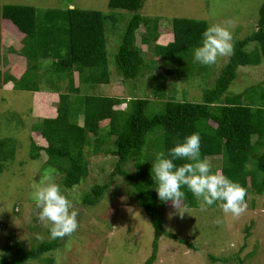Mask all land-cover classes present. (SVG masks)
Segmentation results:
<instances>
[{
	"label": "trees",
	"instance_id": "obj_1",
	"mask_svg": "<svg viewBox=\"0 0 264 264\" xmlns=\"http://www.w3.org/2000/svg\"><path fill=\"white\" fill-rule=\"evenodd\" d=\"M147 1L109 0V9L132 15L124 28L117 23L115 15L100 11L70 6L63 10H40L25 5L0 6V88L11 82L15 91L58 96L54 102L44 96L43 106L37 102L41 114L34 116L31 113L29 122L24 116L22 120L15 119L20 126L31 123V128L43 141L31 139L27 153L29 160L18 162L16 153L20 142L8 136L13 133L8 131L11 124L0 129L4 135L0 139V175L8 165L11 169L14 163H18L23 172L28 163L37 161L44 177L61 176L59 184L67 195L90 175V149L95 155L111 156L114 163L109 180L94 185L83 194L81 205H98L114 184L120 180L126 184L136 206L145 211L155 231L153 255L146 263L152 264L160 239H175L165 230V214L172 202H162L154 188L152 162L159 152L167 153L184 137L198 132L201 158L206 157L210 163L212 158L221 157L220 172L246 189L247 204L252 197L264 196V88L251 87L241 94L230 93L239 69L258 68L264 63V2L259 10L257 30L234 43L229 62L214 79L212 87H208V83L205 87L200 83L197 85L202 93L201 100L192 102L172 98L160 104L159 100L164 96L158 89L154 95L157 103L136 93H132L129 100L83 95L81 89L110 83L107 45L108 33L112 31L108 30L107 22L114 25L117 36L121 35L115 68L123 83L133 89L131 92L137 90V82L145 76L144 54L137 44L142 28L145 33L141 35L140 44L153 48L167 66L170 76L181 83L194 81L197 76L208 81L214 76L202 75L204 69L201 68L207 66L195 62L193 57V50L200 45L209 22L144 17L140 12ZM6 25L11 28V35L21 41L4 54ZM168 34L172 35V42L163 41L156 45ZM252 44L255 49L249 51ZM10 53H16L26 61V70L20 77L7 71L3 64L4 61L5 65L9 64L7 57ZM162 78L163 75L154 77L159 81ZM121 105H126V109H117ZM43 157H46L44 162ZM188 162L175 161L177 166ZM212 171L216 172V167ZM183 190L186 193L183 207L198 205L192 193L187 188ZM2 224L7 226L8 221ZM13 237L10 235L2 247L0 264H53V258L45 261L44 257L52 256L63 246L61 238H57L28 249L22 241L14 243ZM186 245L194 249L191 243ZM209 259L214 263L228 262L212 255ZM240 264L244 263L240 261Z\"/></svg>",
	"mask_w": 264,
	"mask_h": 264
},
{
	"label": "rangeland",
	"instance_id": "obj_2",
	"mask_svg": "<svg viewBox=\"0 0 264 264\" xmlns=\"http://www.w3.org/2000/svg\"><path fill=\"white\" fill-rule=\"evenodd\" d=\"M263 2L264 0H148L140 13L144 17L161 18L163 21L187 18L208 21L210 25H224L231 31L234 45L257 30L259 10ZM108 3L109 0H0V6L25 5L40 10H63L70 6L100 11L106 15H115L117 23L124 28L132 15L126 11L111 10ZM228 21L231 23H227ZM107 25L108 30L112 31L108 33L107 45L110 83L81 89L83 95L111 96L129 100L131 94L136 93L157 103L154 95L158 89L164 96L160 98V104L172 98L199 101L202 99V93L197 85L200 83L201 87H205L208 83L207 86L212 87L214 79L218 78L231 57V55L219 57L215 64L207 66L206 69L201 68L204 69L202 75H214L209 77L208 81L197 76L194 81L181 83L167 73V66L163 65L153 48L149 49L140 44L141 35L145 33L142 28L138 34L137 44L143 50L145 76L137 82V90L131 92L133 89L123 83L115 68L121 35H116V28L114 29L110 22H107ZM165 28L171 31L169 26ZM4 37V54H7L8 48L18 46L21 41L11 35L9 25L4 27ZM163 41L172 42V35H165L156 45ZM254 47L255 44H252L248 50L253 51ZM7 59L9 64L5 65L6 61L3 63L7 71L20 77L26 70L25 59L19 58L16 53L8 54ZM46 64H49V61H46ZM195 71H198V68ZM160 75L164 77L162 80L154 79ZM238 75L235 84L230 88L231 94H241L251 87L264 88V63L258 68H241ZM34 99L31 92L13 90L11 82L0 88V129L11 124L8 131L13 133L8 136L15 137L20 142L16 153L18 162L29 160L27 153L31 139L43 142L41 136L31 128V123L20 126L15 120L17 118L22 120L24 116L29 122L31 113L34 116L41 114L43 105H37ZM37 102L40 103V98ZM120 108L126 109V105L117 107L119 110ZM3 136L0 131V139ZM43 159L44 162L46 157ZM88 162L90 175L81 186L67 194L78 212L79 227L70 236L61 238L60 243L63 246L54 251L52 256H45V261L53 258V264H146L153 255L155 231L145 211L136 206L126 184L118 181L98 205L93 207L81 205L83 194L94 185L109 180L114 158L104 153L95 155L90 149ZM17 164L14 163L11 169H8V165L5 172L0 175V256L2 247L10 235L14 236V243L22 241L28 249L42 241L52 239L48 234V228L39 220V209L30 196L33 184L44 177L40 164L37 161L28 163L23 172ZM210 165L211 168L216 167L217 171H220L221 157L212 158ZM53 179L59 183L61 176L55 175ZM195 201L198 205L191 208H184L182 202L178 208L169 203L165 214V230L175 239L169 237L160 239L156 259L152 264H240V261L244 264H264V196L252 197L246 210L239 217L225 214L220 207L201 210L198 201ZM7 221L8 225L3 226L2 222ZM186 243H191L194 249L189 248ZM210 255L227 259L228 262L214 263L210 261Z\"/></svg>",
	"mask_w": 264,
	"mask_h": 264
},
{
	"label": "clouds",
	"instance_id": "obj_3",
	"mask_svg": "<svg viewBox=\"0 0 264 264\" xmlns=\"http://www.w3.org/2000/svg\"><path fill=\"white\" fill-rule=\"evenodd\" d=\"M232 41V33L226 26H208L202 33L200 45L193 50L194 61L204 66L215 64L219 57L233 53ZM176 160L189 162L177 166ZM152 176L159 199L172 202L177 208L186 197L184 188L196 198L201 210L218 204L225 214L239 217L247 208L246 189L220 171L213 172L208 159L201 158L198 132L184 137L167 153L159 152L152 162ZM30 196L39 209V220L48 228L52 239L64 238L77 231L78 212L51 176L33 184Z\"/></svg>",
	"mask_w": 264,
	"mask_h": 264
},
{
	"label": "crops",
	"instance_id": "obj_4",
	"mask_svg": "<svg viewBox=\"0 0 264 264\" xmlns=\"http://www.w3.org/2000/svg\"><path fill=\"white\" fill-rule=\"evenodd\" d=\"M11 37V36H10ZM13 38V37H12ZM14 39V38H13ZM15 40V39H14ZM22 59V57H19ZM33 96H34V100H35V103L37 104V101L38 99L40 98V105H41V102H43V100H46L44 96L48 97L49 99H51L52 102H54L55 100H57L58 96L57 95H50L48 93H33ZM34 103V104H35Z\"/></svg>",
	"mask_w": 264,
	"mask_h": 264
}]
</instances>
